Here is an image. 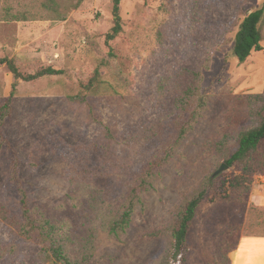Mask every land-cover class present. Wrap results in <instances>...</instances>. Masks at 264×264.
<instances>
[{
  "label": "rangeland",
  "instance_id": "1",
  "mask_svg": "<svg viewBox=\"0 0 264 264\" xmlns=\"http://www.w3.org/2000/svg\"><path fill=\"white\" fill-rule=\"evenodd\" d=\"M262 2L121 0V30L106 42L111 0H0V57H13L23 73L48 65L63 71L17 84L3 130L18 155L19 178L40 215L76 237L90 235V264H157L177 206L204 184L187 264H230L240 236L264 235V139L245 168L236 163L211 178L236 150L239 133L260 120L248 103L249 95L264 94V22L262 49L243 63L232 44L242 18ZM96 67L104 81L98 95L70 103ZM12 82L0 65V97ZM190 84L208 96L202 117L144 195V213L123 234L108 235L99 226L104 204L145 163L155 147L152 128L167 125L175 98ZM89 108L115 140L102 134ZM6 174L2 155L0 202L17 217L18 196ZM0 264L46 262L36 243L0 219Z\"/></svg>",
  "mask_w": 264,
  "mask_h": 264
},
{
  "label": "trees",
  "instance_id": "2",
  "mask_svg": "<svg viewBox=\"0 0 264 264\" xmlns=\"http://www.w3.org/2000/svg\"><path fill=\"white\" fill-rule=\"evenodd\" d=\"M71 1H75L77 5L83 0ZM120 2L121 0H111L113 25L106 34V42L114 39L121 30ZM263 22L264 0L260 7L248 12L239 23L232 44V52L238 63H243L252 51L262 49ZM3 64L13 77V82L8 95L0 97V157L5 155L7 158V183L18 196L19 216L9 217L7 207L0 202V219L12 225L19 237L36 243L46 264H90L95 254L90 235L76 237L69 231L67 225L43 217L28 204V194L18 174V155L3 130L19 81H33L45 76L58 75L63 71L48 65L31 73H23L15 59L7 56L0 57V65ZM103 82L99 67H96L91 75L80 83V91L67 97L69 102L88 104L91 97L98 95ZM207 100L208 96L199 90L198 85H188L181 89L175 98V111L167 125L156 133L154 127L152 128V134L156 136L152 153L145 163L131 174L120 195L104 204L105 211L99 226L108 235L118 237L123 234L131 225L135 215L144 213L147 208L144 195L154 189L155 180L173 160L185 136L193 131L206 109ZM248 104L252 111L259 113V123L239 133L236 150L224 160L227 166L237 163L245 168L252 152L264 139V94L249 95ZM88 114L101 126L102 134L106 138L115 140L114 133L96 117L93 108L88 109ZM206 196L207 190L204 184L181 200L176 209L174 222L168 230L167 251L157 264L188 263V231L198 207Z\"/></svg>",
  "mask_w": 264,
  "mask_h": 264
},
{
  "label": "crops",
  "instance_id": "3",
  "mask_svg": "<svg viewBox=\"0 0 264 264\" xmlns=\"http://www.w3.org/2000/svg\"><path fill=\"white\" fill-rule=\"evenodd\" d=\"M228 257L230 264H264V235L240 236Z\"/></svg>",
  "mask_w": 264,
  "mask_h": 264
},
{
  "label": "water",
  "instance_id": "4",
  "mask_svg": "<svg viewBox=\"0 0 264 264\" xmlns=\"http://www.w3.org/2000/svg\"><path fill=\"white\" fill-rule=\"evenodd\" d=\"M228 166L225 163H221L220 166L218 167V169H216L212 174H211V178H213L214 176L218 175L221 171L225 170Z\"/></svg>",
  "mask_w": 264,
  "mask_h": 264
}]
</instances>
